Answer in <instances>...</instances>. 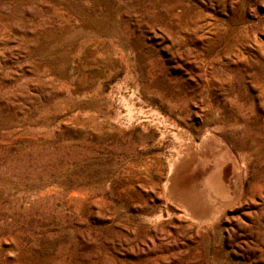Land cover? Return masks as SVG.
Returning <instances> with one entry per match:
<instances>
[{
    "label": "rangeland",
    "instance_id": "1",
    "mask_svg": "<svg viewBox=\"0 0 264 264\" xmlns=\"http://www.w3.org/2000/svg\"><path fill=\"white\" fill-rule=\"evenodd\" d=\"M123 99L215 127L240 200L185 218ZM0 264H264V0H0Z\"/></svg>",
    "mask_w": 264,
    "mask_h": 264
},
{
    "label": "bare ground",
    "instance_id": "2",
    "mask_svg": "<svg viewBox=\"0 0 264 264\" xmlns=\"http://www.w3.org/2000/svg\"><path fill=\"white\" fill-rule=\"evenodd\" d=\"M123 103L127 107L125 123L136 121L154 125L161 138L172 139L174 155L168 160L164 190L167 198L182 209L185 218L197 224L211 225L222 216L228 204L240 200L246 158L242 154L234 155L215 127H206L197 139L155 110L140 116L126 100L123 99ZM215 151L219 154L211 157Z\"/></svg>",
    "mask_w": 264,
    "mask_h": 264
}]
</instances>
